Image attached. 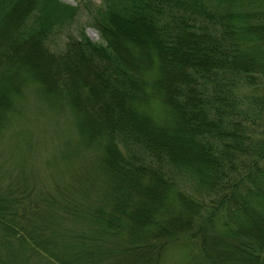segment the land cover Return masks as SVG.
<instances>
[{
    "label": "trees",
    "instance_id": "16d2710c",
    "mask_svg": "<svg viewBox=\"0 0 264 264\" xmlns=\"http://www.w3.org/2000/svg\"><path fill=\"white\" fill-rule=\"evenodd\" d=\"M110 2L103 43L82 34L56 53L55 12L71 6L0 0V135L38 82L80 142L98 144L95 168L54 195L19 193L0 173V264H165L178 252L264 264V0ZM151 205L176 217L145 232Z\"/></svg>",
    "mask_w": 264,
    "mask_h": 264
},
{
    "label": "rangeland",
    "instance_id": "374dc122",
    "mask_svg": "<svg viewBox=\"0 0 264 264\" xmlns=\"http://www.w3.org/2000/svg\"><path fill=\"white\" fill-rule=\"evenodd\" d=\"M57 1L73 9L70 12L62 10L55 12L58 23L56 29H52L47 41L52 51L61 52L70 37L79 39L82 34L94 43H103L96 23L99 15L102 14L100 7L108 6L111 0ZM132 51L136 58L146 63L153 62L155 70L162 67V63L155 60L153 52H147L144 48L141 50L136 48ZM26 58L24 67L29 70L28 73L42 76L43 71L35 69V65L33 67V64L38 63V59L35 56ZM3 84L10 87L9 80ZM36 85L38 82L28 83L22 90V98L15 99L13 107H15L14 111L19 108L18 112L13 114V111L8 114L13 123L0 135V173L3 185L12 186L19 193L26 192L33 197H36L38 193L42 196L54 195L57 192L56 186L72 185L71 182L79 176L93 170L95 165L91 166V162L94 161L98 146L94 140L92 148L84 146L80 142L69 111L66 108L56 111L55 107L50 106L52 101H48L49 103L46 101L47 93L45 94L41 89L38 90ZM1 89L0 92H3L4 90ZM159 105L163 103L160 104L158 100L152 99L146 109L156 112L155 114H161ZM55 198L61 201L62 195L59 193ZM155 206L147 207L146 215L151 218L150 220L147 218L149 221L143 225L145 232L153 231L166 216L167 218L176 217L174 206H169L170 210L165 212L156 211L159 207ZM175 223L173 224L176 225ZM178 253H180L176 254L178 256L170 255L165 258V264H184L182 262L184 254ZM239 261L236 257L229 264H237Z\"/></svg>",
    "mask_w": 264,
    "mask_h": 264
}]
</instances>
